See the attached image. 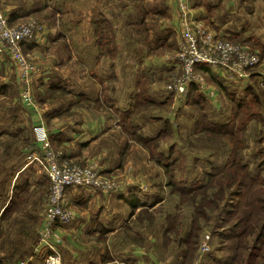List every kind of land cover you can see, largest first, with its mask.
<instances>
[{
  "label": "rangeland",
  "instance_id": "374dc122",
  "mask_svg": "<svg viewBox=\"0 0 264 264\" xmlns=\"http://www.w3.org/2000/svg\"><path fill=\"white\" fill-rule=\"evenodd\" d=\"M123 1L128 6L127 17L126 14L115 15V2H112L108 11L104 0H53L52 4L60 13V24L64 29L70 30L66 36L71 44L76 42L79 45L82 37L80 46L83 47L79 48L80 54L85 52L84 56L95 62L90 67L97 76L106 81L107 87L103 93L105 100L114 103L115 98L120 102L125 97L126 101L129 94L136 90V94L128 98L131 106L123 104L125 107L120 110L121 121L127 126L131 123L132 126L127 131L134 138L145 140L151 152L149 154L154 156L155 159H152L155 162L158 160L167 164L166 174L164 168L159 166L167 180L166 190L176 196L178 204L175 199H169L168 203L154 210H149V206H146L133 213L135 218L132 226L135 235H141L140 241L137 238L136 242L145 244L149 234L158 237L162 250L173 256L177 264H245L250 249L256 246L261 256L256 264H264V241L257 238L264 223V78L259 74V68L262 67L259 49L243 42L260 59L250 76L253 77L251 86L254 91L246 93L245 85L229 86L223 82L234 94L232 97L226 92L222 93L219 82L210 71L205 73L198 69L213 93L208 99L216 100L212 103L204 100L202 105H198L201 108L184 105L183 102H176L166 91V85L171 82L170 78L174 74L180 75L178 67L173 63L178 0ZM184 1L186 11L206 24L210 30L219 33L216 25L218 22L222 23V18L225 25L230 24L231 18L223 13H230L231 0ZM77 7L84 8L87 16L89 13L95 17L99 11L108 16L106 25L100 24L103 17L97 18V32L93 33L94 45V39L88 32L91 29L87 24L89 18L86 19L85 15L78 16ZM75 19L83 25L78 26ZM29 20L35 19H23L20 23ZM35 22L42 24L46 37L45 25L39 20ZM87 34L90 40H86ZM219 34L232 43H239L227 34ZM98 38L102 42L107 41L106 54L105 46L100 45L102 43L97 41ZM5 54L13 67L12 58L7 52ZM28 56L36 72V64L32 56ZM34 75L31 79L34 105L22 103L19 96L20 84L16 94L22 106L38 110L34 95ZM138 96L140 98L136 103L135 98ZM165 96L175 105L179 104V108L175 107L172 113H168L179 124V130L176 129L177 125L164 120L167 110L166 103L161 99ZM129 107L130 112L140 109V113L133 115L124 111ZM197 126L202 128L199 132H196ZM207 128H211L209 130L214 133L208 132ZM174 139L179 140L178 147L170 154L173 144L169 146V142ZM35 141L41 147V143L37 139ZM41 150L39 164L41 163L44 171L45 154L42 148ZM51 150L58 154L59 162L73 163L68 160L60 161L61 152L52 148ZM93 160L98 159L92 158L87 162ZM86 163L73 164L82 166ZM45 176L47 187L43 197L42 218L50 187L46 173ZM112 179L117 186L121 185L118 180ZM241 182L242 185L236 189ZM119 189L117 187L114 192L104 194H113ZM236 190L244 191L243 195L235 197ZM67 209L70 210L68 205ZM235 223H240L241 231L236 228ZM238 237L241 243L239 250ZM45 258L46 256L43 260Z\"/></svg>",
  "mask_w": 264,
  "mask_h": 264
},
{
  "label": "crops",
  "instance_id": "0c3cea01",
  "mask_svg": "<svg viewBox=\"0 0 264 264\" xmlns=\"http://www.w3.org/2000/svg\"><path fill=\"white\" fill-rule=\"evenodd\" d=\"M104 1L108 11L115 2V15L128 16L123 0ZM52 3L53 0H0V11L7 14L11 25L35 19L45 25L47 33L43 42L23 46L36 64L33 85L38 110L19 102L16 71L6 52H0V264H44L43 258L53 253L49 248L36 250L47 187L39 164L42 150L35 141L38 126L46 131L51 148L61 152L60 161L83 164L96 158L103 174L121 184L118 191L107 195L89 188L66 189L64 202L72 218L56 226L61 244L52 246L61 257L60 264H177L162 250L158 237L149 234L145 244L136 242L141 235H135L132 226L133 213L144 206L154 210L169 199L178 204L176 196L166 190L164 171L147 149L129 136L119 116L123 104L131 106L128 98L136 90L126 101L124 97L119 102L114 95V103L105 100L107 83L90 67L95 62L84 56L85 52L80 54L82 37L79 45L71 44L66 36L70 30L60 24V13ZM231 4L230 13H223L231 18L230 24L225 25L222 18V23L216 25L218 31L259 49V74L264 78V0H231ZM76 12L78 16L85 15L82 7H77ZM100 17V24L107 23L108 16L101 11L95 17L85 15L93 45ZM75 22L83 25L76 19ZM85 38L91 39L89 34ZM205 99L210 103L216 100ZM161 101L166 103L164 120L179 130V124L168 116L179 104L167 96ZM129 110L130 107L124 111ZM178 141L169 142V146L175 145L173 151ZM134 198L144 206L133 210L127 200Z\"/></svg>",
  "mask_w": 264,
  "mask_h": 264
},
{
  "label": "built area",
  "instance_id": "2783aa9c",
  "mask_svg": "<svg viewBox=\"0 0 264 264\" xmlns=\"http://www.w3.org/2000/svg\"><path fill=\"white\" fill-rule=\"evenodd\" d=\"M178 5L179 13L174 25L176 52L173 63L178 67L180 75L174 74L170 78L171 82L166 85L167 93L176 102H184L190 87L195 86L206 98L211 96L213 93L210 85L205 84L203 73L196 69L197 65L207 66L212 75L222 83L246 87L253 70L260 63L259 57L243 42L232 43L210 30L206 24L186 11L184 0H178ZM9 21L7 14L0 11V50L6 51L12 58L21 87L20 100L33 106L31 79L35 68L28 54L23 53V46L43 42L44 27L35 20L17 25H11ZM36 139L44 150L43 168L50 182L36 250L42 252L46 248L52 249L53 253L47 254L44 263L60 264L61 257L52 246L61 244L56 226L68 222L72 217V212L64 204L65 190L89 188L101 193H112L119 186L111 177L103 174L99 160L89 161L82 166L66 161L59 162L58 154L51 150L44 129L36 128ZM19 264H27V261Z\"/></svg>",
  "mask_w": 264,
  "mask_h": 264
},
{
  "label": "trees",
  "instance_id": "16d2710c",
  "mask_svg": "<svg viewBox=\"0 0 264 264\" xmlns=\"http://www.w3.org/2000/svg\"><path fill=\"white\" fill-rule=\"evenodd\" d=\"M107 23H102L101 25H106ZM97 32V31H96ZM137 32L139 33V31L137 30ZM98 42H101L102 44H100V45H104L105 47H104V53L106 54V50H105V48H106V44H107V41L106 42H102L103 40L101 39V38H98V40H97ZM246 43V42H245ZM251 43V42H250ZM251 44H253V43H251ZM174 45H175V42H174ZM197 69H199V70H201V71H203V72H205V73H207V71H210L209 70V68L207 67V66H205V65H199V66H197L196 67ZM211 73V72H210ZM211 75H212V73H211ZM213 76V75H212ZM252 78L253 77H251L250 78V81H249V84L245 87V91H246V93H247V91H254V89H253V87L251 86L252 84H253V82L251 81L252 80ZM218 82H219V84H220V86H219V88H221V90L223 91V92H226L227 94H229V95H234L233 93H231V91H229L228 90V88L222 83V82H220L219 80H217ZM252 89V90H251ZM233 97V96H232ZM139 96L138 97H136L135 98V102L137 103L138 102V100H139ZM204 100H206L205 99V96L202 94V93H200L199 91H198V89L195 87V86H191L190 87V89H189V92H188V96H187V99H186V101H187V104L188 105H190V106H195L196 108H201V106H198L199 104L200 105H202L203 103H204ZM152 101V100H151ZM152 104H154L153 103V101H152ZM198 106V107H197ZM139 110L140 109H138L136 112H134V113H132V111L131 112H129V114H133V115H135V114H139L140 112H139ZM199 115V117H200V113L198 114ZM128 118V117H127ZM125 120H127L126 118H125ZM169 122V121H168ZM169 124H171V122H169ZM130 126H132L131 125V123L130 124H128V126H127V124H126V126H125V130L127 131V129H130ZM202 128H199V126H197V128H196V132H199L200 130H201ZM209 129H211V128H207V131L208 132H210V133H214V131H212V130H209ZM128 132V131H127ZM128 134H129V132H128ZM232 134V133H231ZM129 136L130 137H132L136 142H140V144L144 147L145 146V148L149 151V153H151L150 152V150H149V147L146 145V142H145V140H143L142 138H134V136H131V134H129ZM157 138H158V136H157ZM172 140V139H171ZM173 149H174V144L170 147V154H171V152L173 151ZM150 156H151V158H153V159H155L154 158V156L152 155V154H150ZM157 161V163L162 167V168H164V171H165V174H166V168H167V164H162V163H160L158 160H156ZM163 165V166H162ZM235 177H236V175H235ZM242 183L243 182H241V183H239L238 184V186L236 187V189H239V187L242 185ZM170 186V185H169ZM175 193H177L176 191H175ZM243 193H244V191H238V190H236V193L234 194V196L235 197H239V196H242L243 195ZM128 202V204H129V206L134 210V209H136L137 207H139V206H144V204H141L140 203V201L137 199V198H134V199H129V200H127ZM145 207V206H144ZM143 207V208H144ZM192 225V224H191ZM235 226H236V228H238L239 230H240V223H235ZM241 231V230H240ZM257 238H258V240L259 241H264V223H262V226L260 227V229H259V231H258V233H257ZM239 246H241V243H240V241H239V237H238V242H237V250H239ZM187 255V251H186V253H185V256ZM179 256H182V255H179ZM258 258H261V256H260V252L258 251V249L256 248V246H254V247H252L251 249H250V252L248 253V255H247V257H246V261H245V264H256V260L258 259ZM191 261H189V263H190Z\"/></svg>",
  "mask_w": 264,
  "mask_h": 264
}]
</instances>
